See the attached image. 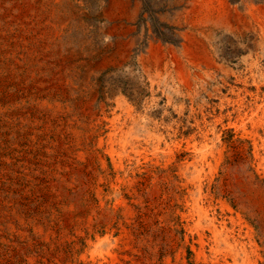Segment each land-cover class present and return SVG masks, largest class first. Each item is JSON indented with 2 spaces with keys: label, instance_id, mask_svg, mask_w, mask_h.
I'll list each match as a JSON object with an SVG mask.
<instances>
[{
  "label": "rangeland",
  "instance_id": "1",
  "mask_svg": "<svg viewBox=\"0 0 264 264\" xmlns=\"http://www.w3.org/2000/svg\"><path fill=\"white\" fill-rule=\"evenodd\" d=\"M137 1L127 39L169 43L168 0ZM15 2L0 12V264H264V70L152 83L139 49L109 61L107 0L57 5V36L46 0Z\"/></svg>",
  "mask_w": 264,
  "mask_h": 264
},
{
  "label": "bare ground",
  "instance_id": "2",
  "mask_svg": "<svg viewBox=\"0 0 264 264\" xmlns=\"http://www.w3.org/2000/svg\"><path fill=\"white\" fill-rule=\"evenodd\" d=\"M161 1H163V0H161ZM1 2H2V0H0V12L2 10L8 11L9 9H12V8H16L18 10V7L21 6V3L15 2V0L11 1V4H5V5H2ZM164 2H165L164 3L165 6H164V8H162L163 11H161V13L159 14V17H160V20L164 24H166L170 28H172V35L169 36L170 42L166 43L163 41V39L159 40V39H156L155 37L151 36L148 39L146 45L142 46L139 49L137 47V43L134 42V40L130 41L127 39V32L126 31L124 32L122 29L123 28L122 26L125 23H131V22L135 21V18L140 11L139 2L137 0H135L134 2H131V0H107L108 7H107L106 12H105V17L109 23V26L106 30V36L110 40V41L108 40V42H109L108 46L111 49V53L108 55L110 62H114L118 66H121L124 63V61L128 60V58H130V59L132 58L131 56L134 55V53H133L134 51L139 49V51L137 52L138 61H136V62L139 63L138 65L140 66V71H141V73L144 74V76H146L148 79H150L152 81V83H153V80H155V79H170L174 83V85L175 84H177L178 86L183 85L189 91V93L195 87V83H198L199 86L201 88H203L204 84L207 82V80H212V81H214V83L218 82V81L225 83L231 77L243 78L246 76H254L256 72H261V70H264L262 68V64L264 62V0H168V1H164ZM45 3L50 5V9H51L49 11L50 13H48L46 11V15L49 14V16H47L48 19L46 18V21H47L46 23H48L49 25L52 24V27L55 30V36H57L58 31H57L56 23L59 22L60 15H59V17L55 18L56 16L54 14H51V13H53L56 10L57 5L60 6L61 4H63L64 0H46ZM39 5H41V4H39ZM44 7H42V8H44ZM37 10H39V9H37ZM30 12L31 13L33 12L32 8L30 9ZM72 13H75V12H72ZM41 16H43V15H41ZM36 20H38V19H36ZM81 24H79V25H81ZM146 24H147V22H146ZM52 27H51V29H52ZM129 32L131 33L132 31H129ZM85 34H86V32H85ZM148 34H149V32H148ZM151 34H149V36ZM102 35L103 34H101V36ZM143 41H145V39ZM225 42L236 43L235 49L237 52L241 53V56L239 57L238 63L236 64L235 68L230 66L222 58L223 49L221 48V46ZM36 50H38V49H36ZM98 51H99V49H98ZM66 52H68V51H66ZM45 54H47V53H45ZM233 54H231V55H233ZM117 58H120V59H117ZM62 59H64V58L62 57ZM134 60H136V59H134ZM62 61H65V59ZM91 62H93V61H91ZM128 64H127V66H128ZM7 67H8V65H7ZM69 67H70V65H69ZM241 67L243 69H240ZM105 68H106V66H105ZM19 69H21V67ZM66 69H67V67H66ZM57 70H59V69H57ZM132 70H134V69H132ZM69 73H71V72L69 71ZM52 75H53V73H52ZM65 77H66V75H65ZM44 80H45V78H44ZM165 83H166V81H165ZM58 89L59 88H57V90ZM233 92H234V90H233ZM235 93H236V91H235ZM210 95L208 93V97ZM10 100H11V97H10ZM117 101H119V100L117 99ZM92 115H93V112H92ZM76 119H77V117H76ZM126 131H127V129H126Z\"/></svg>",
  "mask_w": 264,
  "mask_h": 264
}]
</instances>
